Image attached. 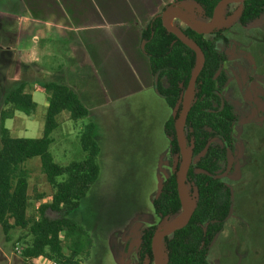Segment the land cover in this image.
Listing matches in <instances>:
<instances>
[{
  "label": "rangeland",
  "instance_id": "obj_1",
  "mask_svg": "<svg viewBox=\"0 0 264 264\" xmlns=\"http://www.w3.org/2000/svg\"><path fill=\"white\" fill-rule=\"evenodd\" d=\"M238 7L239 4H232L229 9L224 8L219 21L218 30L229 37V46L225 47L221 40L217 42L218 48L229 56L230 81L224 95L233 101L240 118L235 131V154L229 163L222 164L223 179L235 193V209L226 229L213 243L210 264H264V102L257 97L264 95V82L258 81L259 77L264 79V44H256L254 39L264 36V17L243 29L237 19ZM185 12L192 20L209 22L198 7ZM172 25L178 30L188 28L176 17ZM6 28L7 25L2 24L0 42ZM39 44L37 50H27L23 44L17 48V58L29 69L32 86L50 82L70 85L83 104L92 110L91 118L78 124L71 122L66 113L61 116L60 130L53 135L55 143L51 147L55 162L66 166L82 158L80 131L92 119L97 124L101 141L99 180L78 210L69 215L79 228L80 242L72 247L70 242L64 241V252L70 256L75 250L80 264H138L137 250L144 232L165 228L156 215L153 202L174 167L181 165V158L173 159L170 155L164 130V121L170 115L176 113L179 118L181 106L175 112L153 91L145 90L120 103L96 108L94 89L89 82L93 68L85 49L69 43L55 46L56 41L49 49L42 48V41ZM236 48L239 54L234 52ZM12 56L0 53V100ZM253 62L257 69L255 74L251 73ZM6 66L8 70L4 74ZM25 67L17 65L21 77ZM251 77L253 80L248 81ZM13 80L11 78L10 82ZM32 93L39 104L38 113L28 121L20 138L42 136L47 95ZM13 124L14 121H7L6 127L11 128ZM26 165L31 172L29 213L36 216L39 205L48 203L54 190L41 172L39 158ZM186 191L192 207L197 195L190 185ZM64 215L65 212H47L50 219ZM28 233L15 229L9 233L8 240L0 226V264L23 263L24 247L31 241ZM33 263L51 264V261L40 258ZM163 263H166L165 253ZM146 264L155 262L148 258Z\"/></svg>",
  "mask_w": 264,
  "mask_h": 264
},
{
  "label": "trees",
  "instance_id": "obj_2",
  "mask_svg": "<svg viewBox=\"0 0 264 264\" xmlns=\"http://www.w3.org/2000/svg\"><path fill=\"white\" fill-rule=\"evenodd\" d=\"M187 1H193L204 17L211 19L222 0H174L175 3L167 7ZM242 6L239 24L243 29L263 19L264 0H247ZM167 7L142 29L141 49L150 61L154 91L175 110L196 70L197 55L164 26L162 14ZM182 31L202 49L206 59L194 90L185 132L187 149L192 155L186 187L193 188L197 200L189 224L164 240L163 255L165 253L167 258L165 264H210L213 243L226 229L235 209V193L223 179L222 164L229 163L235 154V131L240 118L233 101L224 95L230 81L229 56L217 45L221 40L228 47L229 37L221 31L211 36L190 28ZM251 80L253 77L248 81ZM42 88L47 94L48 108L41 138H15L6 127V122L16 113L27 117L36 114L38 104L33 99L31 79L22 77L4 89L0 103V226L6 239L14 229L29 232L31 241L24 247L22 264H34L33 261L40 258L58 264H80L75 250L66 256L64 241L70 242L72 247L80 242L79 228L69 215L78 210L99 180L101 148L96 126L88 122L80 133L84 157L66 166L55 162L51 147L55 143L53 135L60 128L61 116L66 113L78 124L90 117V111L79 95L62 83L50 82ZM177 120L178 115L171 116L164 127L173 159L181 158L176 138ZM36 158L40 159L41 172L54 192L50 201L39 205L37 215L32 216L29 213L31 172L26 164ZM180 167V164L174 167L153 202L162 222L172 221L182 212L178 193ZM48 211L65 212L66 215L50 219ZM156 232V228H151L143 236L138 253L142 262L147 258L154 260L152 240Z\"/></svg>",
  "mask_w": 264,
  "mask_h": 264
},
{
  "label": "crops",
  "instance_id": "obj_3",
  "mask_svg": "<svg viewBox=\"0 0 264 264\" xmlns=\"http://www.w3.org/2000/svg\"><path fill=\"white\" fill-rule=\"evenodd\" d=\"M173 1L0 0V30L2 24L8 27L1 36L0 53L13 55L9 70L8 66L3 70L4 74L7 73V70L9 73L1 93H4L7 86L22 79L17 65L25 67V64L17 58L19 46L23 44L27 50H37L39 42L42 41L44 43L42 48L49 49L51 43L56 41L55 46L63 43L77 44L87 52L93 68L89 82L94 89L96 108H105V104L120 103V101L145 90L153 91L156 94L150 61L141 49V32L151 18L158 15ZM23 77L31 79L27 67L24 69ZM11 78L14 80L10 82ZM66 86L73 89L70 85ZM32 87L33 91L45 93L38 83ZM1 101L2 97L0 103ZM46 108H48V99ZM89 111L91 116L92 110ZM22 115L16 113L13 119L8 120L14 121L12 127L8 129L15 138H20L28 127V121L35 116ZM169 118L164 121V126ZM44 119L45 116L43 117L45 124ZM90 122L95 124L98 137L96 122L93 119ZM42 126L44 130V125ZM98 141L101 145L99 137Z\"/></svg>",
  "mask_w": 264,
  "mask_h": 264
},
{
  "label": "water",
  "instance_id": "obj_4",
  "mask_svg": "<svg viewBox=\"0 0 264 264\" xmlns=\"http://www.w3.org/2000/svg\"><path fill=\"white\" fill-rule=\"evenodd\" d=\"M245 1L247 0H222L220 1V3L217 5L214 11L212 20L208 22V24L210 25L208 29L198 28L193 23V20L186 14L185 10H190L193 7H197L193 1H187V2L180 3V4L169 6L165 9V11L162 14V20H163L164 26L170 32L174 33L187 47L193 50L195 54L197 55V67L189 81L187 90L181 102L177 105L175 109V112H176L181 106V112H180V115H179V118L176 124V138H177V142L180 147V156H181V169H180L181 171H179V176H178V193H179L181 204H182V214L180 215L184 216V221L176 227L169 228L170 221L166 219L162 223L165 228H163V230H160V231L157 230L152 240V251H153V257H154L155 264H165L158 257V254H157L158 244L159 243L163 244L164 240L167 237L171 236L175 231L185 228L189 224L191 217H192V211L194 210L196 206V203H195V205H192L191 207V205L186 202V198H185V193L187 189L186 183H187L188 173L192 165V155L189 153L187 149L185 132H186L187 120H188V115L190 112L194 90L197 84V80L201 74V71L206 61L205 55L202 49L195 42L189 39L182 31L178 30L175 27H170L168 23V19L169 17L174 16L178 18L179 20H181L182 22H184L193 31L199 34L209 35L213 33L219 26V21H220L219 12L222 8H227L232 4H239L240 7L237 13V19L239 20L240 16L242 15V11H243L242 4ZM176 115L177 114L175 113L174 116ZM162 189H163V185L160 188L159 194L162 192ZM166 262H167V258H166Z\"/></svg>",
  "mask_w": 264,
  "mask_h": 264
},
{
  "label": "bare ground",
  "instance_id": "obj_5",
  "mask_svg": "<svg viewBox=\"0 0 264 264\" xmlns=\"http://www.w3.org/2000/svg\"><path fill=\"white\" fill-rule=\"evenodd\" d=\"M224 8H222L219 12V17H221L222 13H223ZM174 16L169 17L168 19V23L170 27H174L173 21H174ZM193 23L200 29H208L210 27V25L208 23L199 21V20H193ZM183 171V170H182ZM185 198H186V202L189 204V200H188V195H187V191L185 193ZM184 221V216L180 215L175 221H173L170 225L169 228L171 227H176L178 225H180L182 222ZM157 254L159 259L163 262L164 260V255H163V244L159 243L157 246Z\"/></svg>",
  "mask_w": 264,
  "mask_h": 264
},
{
  "label": "flooded vegetation",
  "instance_id": "obj_6",
  "mask_svg": "<svg viewBox=\"0 0 264 264\" xmlns=\"http://www.w3.org/2000/svg\"><path fill=\"white\" fill-rule=\"evenodd\" d=\"M175 2L173 1V3L172 4H174ZM239 7H240V5H239ZM239 7H238V9H239ZM238 9H237V13H238ZM214 15V14H213ZM205 18V20H208L209 22L212 20V18L211 19H208V18H206V17H204ZM189 28V27H188ZM180 31H182V30H180ZM218 31H220V30H218V28L213 32V33H215V32H218ZM264 31V30H263ZM183 32V31H182ZM184 33V32H183ZM213 33H211V34H209V35H206V36H211V35H213ZM203 35V34H202ZM213 37H215V36H213ZM254 39H255V42H256V44H264V36H261V35H258V36H255L254 37ZM239 51V49H235L234 50V52L235 53H237ZM254 63V62H253ZM257 69H256V64L254 63L253 64V66H252V71L253 72H251V73H253V74H255V71H256ZM257 80V79H256ZM258 81H260V82H264V79L263 78H261V77H259L258 78ZM260 100H261V102H264V95H259V96H257ZM229 171V170H228ZM149 230V229H148ZM147 231V230H146ZM145 231V232H146ZM145 232H144V234H145ZM144 234L142 235V238H141V240H143V236H144ZM142 244H143V241H142ZM142 244L140 245V247H139V249L137 250V261H138V264H146V261L147 260H145L144 262H142L141 260H140V256L138 255V253H139V251H140V248H141V246H142ZM126 246H128V242H127V245ZM127 248V247H126ZM148 259V258H147Z\"/></svg>",
  "mask_w": 264,
  "mask_h": 264
},
{
  "label": "built area",
  "instance_id": "obj_7",
  "mask_svg": "<svg viewBox=\"0 0 264 264\" xmlns=\"http://www.w3.org/2000/svg\"><path fill=\"white\" fill-rule=\"evenodd\" d=\"M51 264H58L57 262H55V261H51Z\"/></svg>",
  "mask_w": 264,
  "mask_h": 264
}]
</instances>
